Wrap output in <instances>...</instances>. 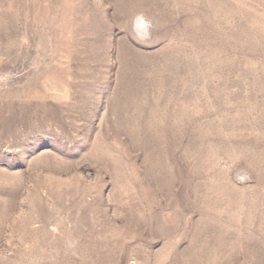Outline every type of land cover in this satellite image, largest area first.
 I'll list each match as a JSON object with an SVG mask.
<instances>
[{"label": "rangeland", "instance_id": "rangeland-1", "mask_svg": "<svg viewBox=\"0 0 264 264\" xmlns=\"http://www.w3.org/2000/svg\"><path fill=\"white\" fill-rule=\"evenodd\" d=\"M0 264H264V0H0Z\"/></svg>", "mask_w": 264, "mask_h": 264}]
</instances>
